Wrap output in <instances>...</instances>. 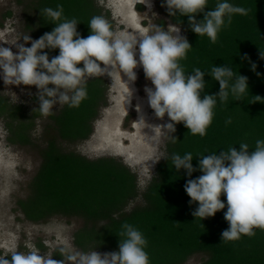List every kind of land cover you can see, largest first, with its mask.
Masks as SVG:
<instances>
[{
	"label": "trees",
	"instance_id": "trees-1",
	"mask_svg": "<svg viewBox=\"0 0 264 264\" xmlns=\"http://www.w3.org/2000/svg\"><path fill=\"white\" fill-rule=\"evenodd\" d=\"M224 0H208L205 12L213 10L217 3ZM234 6L248 9L247 15L234 14L232 23L222 28L213 44L210 39L198 36L191 30L187 16L177 13L170 16L166 0H160L166 17L180 26L192 46L187 58L180 61L186 73L195 68L208 73L213 66H229L235 74L248 78V90L243 100H234L230 94L224 104L217 103L212 124L203 137L192 135L183 122L175 125L177 138L172 143L168 138L166 154L156 166L155 175L142 193L143 205L130 212H122L126 204L137 195L136 175L123 163L111 157L89 159L74 152L63 151L54 138L47 141L41 150L42 162L31 182V193L19 201V207L26 219L38 221L51 215L79 216L91 223L78 230L74 235L75 244L83 251H118L121 225L135 226L148 241L145 251L149 264H182L194 253L207 256L200 264H264V231L256 228L255 236H241L240 240L222 242V233L230 225L225 220L227 199L221 195L225 208L212 217H194L199 204L190 203L185 192L188 179H196L203 173L196 171L191 177L185 169L177 171L172 163V155L192 153L193 167L203 155L219 154L230 147L239 150L241 143L249 145L254 151L257 140H264V0H227ZM57 4L63 5V16L76 18L77 31L84 38L90 35L88 26L94 16H104L95 0H35L36 36L39 39L55 28L54 23L41 10ZM197 21L204 18L196 14ZM63 19V17H62ZM112 25V21L107 19ZM165 24L164 20L160 21ZM31 46V45H30ZM49 59L59 55V49H44ZM245 54L248 59H244ZM256 64L255 72L251 70ZM83 67V64L78 65ZM259 73V75H257ZM204 94H216L219 82L205 75ZM234 82L231 81L230 83ZM49 87H54L49 85ZM106 85L102 77H94L87 82V98L78 107L67 104L49 115L52 128L65 141L85 140L92 132V120L104 100ZM256 96L262 98L256 101ZM39 105L27 120L21 105L10 103L0 96V115L7 119L8 140L20 145L30 144V130L33 119L41 116ZM231 118V123L225 121ZM171 122V121H170ZM101 222V223H99ZM43 248V245L40 244ZM59 249L53 258L61 260ZM10 259V257H6Z\"/></svg>",
	"mask_w": 264,
	"mask_h": 264
},
{
	"label": "clouds",
	"instance_id": "clouds-1",
	"mask_svg": "<svg viewBox=\"0 0 264 264\" xmlns=\"http://www.w3.org/2000/svg\"><path fill=\"white\" fill-rule=\"evenodd\" d=\"M132 3L133 7L143 4L149 10L152 8L150 0H132ZM207 5L208 0H166L170 16L177 13L187 16L191 30L198 36L206 35L213 44L222 28L231 25L234 14L247 15L249 11L227 0L205 12ZM41 13L54 22H62L54 23L55 28L39 39L32 40L29 35H24L25 43L17 41L14 44L15 53L10 47H0V75L5 85L35 86L38 109L44 116L53 114L57 104L78 107L87 98L89 78L106 74L111 77L118 67L127 77L128 84L136 81L134 70L142 66L145 77L154 85V89L145 88L149 106L157 118L162 120L167 114L171 122L147 125L141 115L135 123L172 134L176 131L175 125L183 122L192 135L203 137L212 124L217 103L227 102L230 94L234 100H243L248 90V78L237 76L227 65L213 66L208 73L199 68L186 73L180 61L187 58L192 46L180 34L181 28L177 25L169 24L167 29L149 25L139 27L136 32H117L104 16H94L88 24L91 33L84 38L77 31V19L63 16L62 4H57L55 10L43 8ZM198 13L204 14L200 21L195 18ZM29 42L31 46H25ZM44 49H59V55L50 60ZM260 58L264 59V51L260 52ZM244 59H248L246 54ZM81 62L83 67H78ZM256 67L252 63L251 70L255 72ZM206 74L219 82L220 90L216 94H204L201 99ZM132 95L128 87L126 103L130 104ZM261 100L256 96V101ZM136 110L141 111L139 105ZM231 122V118L225 121L226 124ZM168 138L172 143L177 142L172 135ZM239 145V150L230 147L219 154L198 156V168L193 167L192 153L171 157L175 169H185L188 177L196 171L203 173L196 179H188L184 188L191 198L190 203L199 204L192 212L195 218L212 217L224 209L225 203L220 197L226 196L225 220L230 227L223 231L222 242L240 240L242 235L253 237L256 228L264 231V140H257L251 153L247 143ZM119 237H123L119 241V250L104 254L95 250L81 252L70 243H64L59 248L61 260L53 259L51 252L41 255L34 245H30L26 253L21 252L13 243L0 255V264H149L145 251L148 241L135 226L122 224Z\"/></svg>",
	"mask_w": 264,
	"mask_h": 264
},
{
	"label": "rangeland",
	"instance_id": "rangeland-1",
	"mask_svg": "<svg viewBox=\"0 0 264 264\" xmlns=\"http://www.w3.org/2000/svg\"><path fill=\"white\" fill-rule=\"evenodd\" d=\"M34 1L0 0V47H10L15 53L17 49L14 44L17 41L25 43L22 39L24 35H29L32 40L35 38L37 26ZM95 2L102 9L103 15L108 12L106 19L112 20L113 30L117 32H136L139 27L149 25L167 29L169 24H174L166 17L162 4L157 0H150L151 10L146 6L140 12L135 11L132 0ZM161 20L165 21L164 25L160 24ZM180 34L184 36L182 28ZM30 45V42L25 44L27 47ZM134 71L137 79L128 84L125 80L127 77L118 67L111 77L107 74L99 76L105 80V98L98 108L97 116L92 120V132L85 140H62L50 126L52 120L49 115H41L33 119L30 144L11 143L8 140L7 119L0 115V255L13 243L18 245L19 251L25 253L29 251L30 245H34L41 251V255L48 252L53 255L64 243H70L74 249L81 252L93 251H83L75 244V233L91 224L84 218L55 214L42 220L31 221L25 218L19 207V201L26 199L31 193L32 179L42 162L41 150L51 138L56 140L63 151L74 152L89 159L111 157L123 163L136 175L138 193L126 204L122 212L128 213L143 205L142 193L155 175L157 164L166 154L168 133L135 123L139 121V117L132 116L135 103L138 102L134 96L144 101L148 98L145 88L154 89V85L145 77L142 66H138ZM128 87L133 92L130 104L126 103ZM37 93L35 86L5 85L0 75V96L7 98L14 105H21L27 120H31L32 111L38 106ZM61 107L62 105H55L53 113ZM143 113L147 125L156 126L170 122L167 114L162 120L157 118L149 105ZM95 251L101 254L112 252ZM206 256L205 253H194L182 264H200Z\"/></svg>",
	"mask_w": 264,
	"mask_h": 264
},
{
	"label": "flooded vegetation",
	"instance_id": "flooded-vegetation-1",
	"mask_svg": "<svg viewBox=\"0 0 264 264\" xmlns=\"http://www.w3.org/2000/svg\"><path fill=\"white\" fill-rule=\"evenodd\" d=\"M159 3H160V0H157ZM130 7H131V4H130ZM144 7H146V5H143V4H136L135 5V11L136 12H140V11H143V9H144ZM135 11H133L132 10V12H134V14L136 13ZM131 17V16H130ZM132 18H133V16H132ZM112 21V20H111ZM113 28V27H112ZM138 56H139V52L137 51V58H138ZM126 81H127V79H126ZM136 97V96H135ZM146 99V98H145ZM138 100H140L139 98H138ZM147 100V99H146ZM144 102V101H143ZM136 105H137V103H135V106H134V114L132 115L134 118L136 117V118H138L139 117V114H138V111L136 110L137 109V107H136ZM127 118V116H126V114H125V116H124V119H126ZM130 118V117H129Z\"/></svg>",
	"mask_w": 264,
	"mask_h": 264
},
{
	"label": "bare ground",
	"instance_id": "bare-ground-1",
	"mask_svg": "<svg viewBox=\"0 0 264 264\" xmlns=\"http://www.w3.org/2000/svg\"><path fill=\"white\" fill-rule=\"evenodd\" d=\"M126 80V79H125ZM134 99L135 100H137L138 102H137V105H139L140 106V109H141V111L140 112H138V114H139V119H140V117H141V115H143V117H144V113H143V110L144 109H146L147 107H148V100H144V102L143 101H141V100H138V97H135L134 96ZM148 99V98H147ZM115 117V116H114ZM144 119H145V117H144ZM141 128V127H140ZM116 139V138H115Z\"/></svg>",
	"mask_w": 264,
	"mask_h": 264
}]
</instances>
